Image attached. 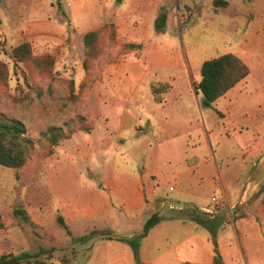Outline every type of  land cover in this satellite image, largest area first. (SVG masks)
Listing matches in <instances>:
<instances>
[{
    "label": "rangeland",
    "instance_id": "1",
    "mask_svg": "<svg viewBox=\"0 0 264 264\" xmlns=\"http://www.w3.org/2000/svg\"><path fill=\"white\" fill-rule=\"evenodd\" d=\"M97 1L0 0V61L8 73L6 80H0V116L24 123L27 136L34 143L23 169L0 166V255L54 249L51 257L45 255L41 260L46 264H89L93 248L109 242L100 237L78 241L95 230L113 229L107 222L77 226L76 204L99 203L100 191L87 186L112 171V158L124 154V141L110 137V126L141 125L144 131L140 133H146L145 120L134 121L133 106L123 112L124 99L120 96L123 84L119 81L139 66L147 47L129 40L131 26H147L155 15L166 11V32L154 37L166 47L174 46L173 53L169 51L168 55L184 61L198 84L205 61L226 54L239 57L249 67L250 75L214 104L215 114L220 115L216 114L213 126H222L226 131L227 126L264 125V0H226L229 6L217 11L214 0H125L122 4L101 0L100 25L81 29L80 9L86 4L96 8ZM110 23L115 26L116 39L111 41L110 33H103L101 54L86 61L84 36ZM62 24L74 28L60 44L30 38L33 26L37 31H54ZM24 42L32 45L34 55V61L27 64L15 62L12 55L14 48ZM125 44L143 48L125 51ZM108 75L117 82L106 83ZM196 83L194 91L198 93ZM154 86L156 102L162 100L160 94L171 88L163 84ZM53 128L62 129L68 136L57 147L43 137ZM71 130L76 131L71 134ZM83 182L85 191L78 189L84 188ZM228 183H232L230 178ZM206 192L202 204L208 205L211 199V205L205 208L222 215L219 209H228L229 197L225 194V202L213 208L212 197L218 195L212 196L213 190ZM168 197L172 203H180L175 200L177 195ZM110 205L108 199L104 205L106 212ZM188 206L196 207L186 205L182 209ZM91 208L87 206L88 211ZM17 209L24 210L29 221L15 216ZM156 212L164 220L179 217V211L169 207ZM228 213L232 216L231 208ZM59 216H66L72 236L59 225ZM231 216L224 218L217 240L229 239L233 264H248L249 258L237 253V247H241L234 220L237 217L235 213L233 219ZM134 231L135 228L127 230L126 234ZM257 262L264 264V258H257Z\"/></svg>",
    "mask_w": 264,
    "mask_h": 264
},
{
    "label": "crops",
    "instance_id": "2",
    "mask_svg": "<svg viewBox=\"0 0 264 264\" xmlns=\"http://www.w3.org/2000/svg\"><path fill=\"white\" fill-rule=\"evenodd\" d=\"M97 2L96 8L86 4L80 9L81 29L100 25L101 0ZM156 19L155 15L147 26L137 29L130 25L129 40L147 47L139 66L119 81L123 84L120 87L123 112L133 106L135 117L130 115L135 122L138 118L145 120L146 133H140L144 131L141 125L110 126V137L124 141V154L112 158L115 164L112 171L87 186L92 191L97 188L102 197H98L99 203L76 204L75 224L88 227L94 222H107L114 233L133 237L142 232L146 221L161 207L179 210L192 205L203 211L210 209L205 207L211 205V199L204 205L202 196L213 190L212 196L226 194L230 204L226 211L219 209L222 215L217 211L209 215L225 221V217L231 216L228 213L231 208L232 219L234 213L237 217L234 220L241 246L237 247L238 255L242 252L249 258L248 264H261L257 258H264V125L227 126L226 131L222 126H213L216 114L220 113L215 114V106L202 107L203 97L194 91V73L184 61L168 55L169 51L173 53L174 46L166 47L160 39H155ZM58 27L54 31H37L33 26L30 38L60 44L74 27L68 24ZM115 82L116 78L106 76V83ZM157 84L171 86L159 95L160 102H156L153 94V86ZM243 121L244 118L241 125ZM83 185V189H78L85 191L84 182ZM170 194L177 195L178 205L170 201ZM108 199L111 205L106 212L104 205ZM134 228L135 235L126 234ZM201 229L180 220L162 221L141 247L143 263L212 264L215 253L211 236ZM229 242L218 238L225 263L233 264V245ZM89 264L137 262L129 246L109 241L93 248Z\"/></svg>",
    "mask_w": 264,
    "mask_h": 264
},
{
    "label": "trees",
    "instance_id": "3",
    "mask_svg": "<svg viewBox=\"0 0 264 264\" xmlns=\"http://www.w3.org/2000/svg\"><path fill=\"white\" fill-rule=\"evenodd\" d=\"M125 0H117L118 4H122ZM213 6L217 10L226 9L229 6L226 0H214ZM168 23V14L166 11L160 12L157 16L155 29L158 34L166 32ZM109 32L111 41L116 39L115 26L113 23L105 25L102 29L86 34L83 38L86 61L99 57L101 54L102 35ZM125 51H135L143 48L141 45L125 44ZM13 59L17 63L27 64L34 61L33 48L28 42L20 44L13 50ZM7 67L0 61V80H6ZM250 75L249 67L236 55L226 54L217 58L205 61L201 67V79L196 87L198 93L203 97L202 107L204 109L213 108L221 98L228 94L231 90L237 87ZM161 87V86H160ZM155 89V86H154ZM76 130H71L70 133H75ZM27 128L24 123L18 120H9L0 116V166L12 169H23L30 160V153L33 148V141L27 136ZM52 146H59L62 140L68 139V136L62 129H50L43 135ZM179 211L177 220L183 223H193L208 231L211 236V241L214 246V261L212 264H226L219 250L218 232L222 227L223 220L212 218L209 214L202 212L197 207H185L184 209H172L171 211ZM15 216H21L24 220L29 221L24 210H15ZM2 215L0 213V221ZM164 221L162 215L158 212L146 221L143 230L140 234L133 237L120 236L113 231H93L89 236L80 238L78 241H90L96 237L106 239L108 241H118L129 246L135 256L137 264H144L141 258V247L144 241L148 238L152 230H154L161 222ZM59 225L67 231L69 236L72 232L69 230L64 218L59 216ZM54 249L46 250L41 248L36 253H21V254H3L0 256V264H46L41 258L45 255L52 256Z\"/></svg>",
    "mask_w": 264,
    "mask_h": 264
},
{
    "label": "built area",
    "instance_id": "4",
    "mask_svg": "<svg viewBox=\"0 0 264 264\" xmlns=\"http://www.w3.org/2000/svg\"><path fill=\"white\" fill-rule=\"evenodd\" d=\"M226 196L223 195H219V196H214L212 197V205L216 208V207H220V204L222 201L225 202L226 200ZM206 212L210 215H215V211L213 209H208L206 210Z\"/></svg>",
    "mask_w": 264,
    "mask_h": 264
}]
</instances>
